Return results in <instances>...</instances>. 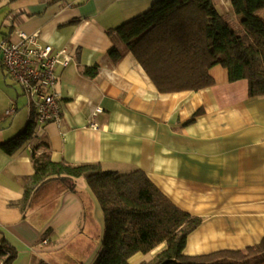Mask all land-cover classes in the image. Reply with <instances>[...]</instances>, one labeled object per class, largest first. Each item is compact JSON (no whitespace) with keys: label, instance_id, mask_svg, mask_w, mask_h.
I'll list each match as a JSON object with an SVG mask.
<instances>
[{"label":"crops","instance_id":"obj_1","mask_svg":"<svg viewBox=\"0 0 264 264\" xmlns=\"http://www.w3.org/2000/svg\"><path fill=\"white\" fill-rule=\"evenodd\" d=\"M155 1L13 3L0 42L17 43L18 30L37 33L71 56L56 69L60 124L37 125L34 140L11 156L0 148V240L17 252L13 264H93L101 249L103 214L85 180H77L75 193L59 182L45 184L24 214L13 206L33 173L36 142L47 144L38 154L46 152L55 162L143 171L175 206L202 219L186 239L187 256L240 250L264 237V97H249L247 81L229 82L219 65L209 71L215 82L209 88L160 94L131 53L125 51L117 63L107 55L108 34ZM222 1L215 0L219 9ZM93 66L94 78L82 74ZM0 69L6 76L1 63ZM19 96L0 78V143L30 120L32 112ZM96 107L103 111L91 117ZM162 248L137 253L128 263L148 261Z\"/></svg>","mask_w":264,"mask_h":264},{"label":"trees","instance_id":"obj_2","mask_svg":"<svg viewBox=\"0 0 264 264\" xmlns=\"http://www.w3.org/2000/svg\"><path fill=\"white\" fill-rule=\"evenodd\" d=\"M18 0H0V6ZM233 17L214 0H156L148 10L108 34L112 46L107 55L113 63L129 52L160 94L197 92L214 85L209 71L219 65L229 82L246 80L249 97H264V0H230ZM234 18L239 20L234 21ZM98 66L84 67L94 78ZM199 112L194 114L196 117ZM34 113L25 128L0 143L11 156L35 138ZM44 142L32 148L33 173L25 178L22 199L14 203L23 214L36 192L49 182L77 192L83 178L97 200L104 219L101 249L93 264H129L135 254L163 248L139 264H261L264 237L240 250H219L204 255L184 254L186 239L202 222L180 210L138 169L128 173L106 170L101 164L52 161ZM17 252L0 240V264H13Z\"/></svg>","mask_w":264,"mask_h":264},{"label":"built area","instance_id":"obj_3","mask_svg":"<svg viewBox=\"0 0 264 264\" xmlns=\"http://www.w3.org/2000/svg\"><path fill=\"white\" fill-rule=\"evenodd\" d=\"M16 36L17 43L0 42L2 71L22 89L26 106L34 113L37 125L60 124L62 98L56 91V69L67 66L71 56L65 48L56 49L43 42L37 33L27 35L18 30ZM102 111L101 107H96L91 117ZM89 127L97 129L98 125L91 123Z\"/></svg>","mask_w":264,"mask_h":264},{"label":"rangeland","instance_id":"obj_4","mask_svg":"<svg viewBox=\"0 0 264 264\" xmlns=\"http://www.w3.org/2000/svg\"><path fill=\"white\" fill-rule=\"evenodd\" d=\"M215 1V0H214ZM230 5L228 4L227 0L222 1V6L221 9L223 12H229L228 16L229 17H233V14L231 13L232 11H230ZM15 7L13 4L10 5H4V6H0V39L2 38V34H6L9 31V23L7 20V17L12 16L13 15V11H14ZM259 15L264 18V10H262ZM239 19L234 18V21H237ZM0 78L2 80H5L7 82H9L10 85H12L13 89L17 91V93H19V102L20 104L24 103L26 105V98L25 95L22 91V89L20 88L19 85H17L13 80H11L10 78H8V76H4L1 72L0 69ZM82 180H84L83 178H80ZM78 188V186H77Z\"/></svg>","mask_w":264,"mask_h":264}]
</instances>
